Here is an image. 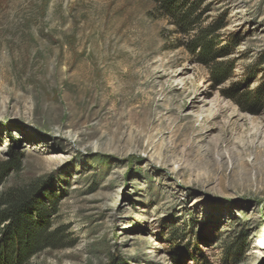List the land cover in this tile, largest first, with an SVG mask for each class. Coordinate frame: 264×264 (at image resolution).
I'll return each instance as SVG.
<instances>
[{
  "label": "rangeland",
  "instance_id": "374dc122",
  "mask_svg": "<svg viewBox=\"0 0 264 264\" xmlns=\"http://www.w3.org/2000/svg\"><path fill=\"white\" fill-rule=\"evenodd\" d=\"M191 19L0 0V194L30 190L61 238L23 264H264V0Z\"/></svg>",
  "mask_w": 264,
  "mask_h": 264
},
{
  "label": "trees",
  "instance_id": "16d2710c",
  "mask_svg": "<svg viewBox=\"0 0 264 264\" xmlns=\"http://www.w3.org/2000/svg\"><path fill=\"white\" fill-rule=\"evenodd\" d=\"M203 1L151 0L155 12L171 17L182 30L194 23L196 18L191 19L192 13L199 9ZM215 26H218V22ZM214 31V28L204 29L191 41L194 47H201V55L205 59H210L214 47ZM226 70L215 67L212 78L215 81L225 79ZM5 171L6 167L0 165V181ZM47 213V205L30 190L9 189L0 194V264H23L24 260L61 241L55 233H48Z\"/></svg>",
  "mask_w": 264,
  "mask_h": 264
},
{
  "label": "bare ground",
  "instance_id": "6f19581e",
  "mask_svg": "<svg viewBox=\"0 0 264 264\" xmlns=\"http://www.w3.org/2000/svg\"><path fill=\"white\" fill-rule=\"evenodd\" d=\"M250 174L251 172L250 171H244L242 174H241V179H245V180H248V181H243V182H249V177H250ZM256 176V175H255ZM259 176V175H258ZM257 176V177H258ZM259 178V177H258Z\"/></svg>",
  "mask_w": 264,
  "mask_h": 264
}]
</instances>
